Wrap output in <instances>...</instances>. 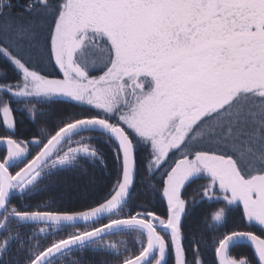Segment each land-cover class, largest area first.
Instances as JSON below:
<instances>
[{
	"label": "snow or ice",
	"instance_id": "snow-or-ice-1",
	"mask_svg": "<svg viewBox=\"0 0 264 264\" xmlns=\"http://www.w3.org/2000/svg\"><path fill=\"white\" fill-rule=\"evenodd\" d=\"M0 264H264V0H0Z\"/></svg>",
	"mask_w": 264,
	"mask_h": 264
},
{
	"label": "trees",
	"instance_id": "trees-1",
	"mask_svg": "<svg viewBox=\"0 0 264 264\" xmlns=\"http://www.w3.org/2000/svg\"><path fill=\"white\" fill-rule=\"evenodd\" d=\"M21 2H22V0H21ZM243 251H247V249H244Z\"/></svg>",
	"mask_w": 264,
	"mask_h": 264
}]
</instances>
